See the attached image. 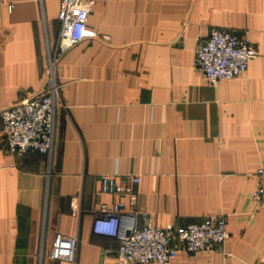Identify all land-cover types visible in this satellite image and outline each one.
I'll return each mask as SVG.
<instances>
[{
    "label": "crops",
    "instance_id": "obj_1",
    "mask_svg": "<svg viewBox=\"0 0 264 264\" xmlns=\"http://www.w3.org/2000/svg\"><path fill=\"white\" fill-rule=\"evenodd\" d=\"M92 1L89 26L110 38L61 53L52 153L11 152L0 117V264H119L120 240L93 231L95 209L115 199L101 177L115 173L141 177L138 227L225 218L221 245L166 264L264 263V205L252 196L264 167V0ZM59 8L0 0V111L47 86ZM212 26L257 48L214 84L194 64ZM59 232L78 237L76 262L51 256Z\"/></svg>",
    "mask_w": 264,
    "mask_h": 264
},
{
    "label": "built area",
    "instance_id": "obj_2",
    "mask_svg": "<svg viewBox=\"0 0 264 264\" xmlns=\"http://www.w3.org/2000/svg\"><path fill=\"white\" fill-rule=\"evenodd\" d=\"M92 0H60V22L55 49L49 47L48 84L40 92L1 109L0 117L8 149L23 155L36 151L50 155L55 143L57 109L62 103L60 84L55 78V68L63 51L90 38L108 40L89 26ZM254 44L234 30L212 26L195 46L194 64L207 82L214 84L221 78L229 79L244 72L249 61L256 57ZM260 182L253 198L264 205V167L258 168ZM141 177L136 173L118 176L105 174L100 180V190L115 196L109 204L102 201L94 211L93 231L120 240L119 264H166L175 259L181 250L195 252L211 250L221 245L227 237L226 220L221 215L208 214L185 223L176 229L146 224L137 225ZM145 214V213H144ZM79 239L57 233L51 256L76 262ZM264 264V263H258Z\"/></svg>",
    "mask_w": 264,
    "mask_h": 264
}]
</instances>
